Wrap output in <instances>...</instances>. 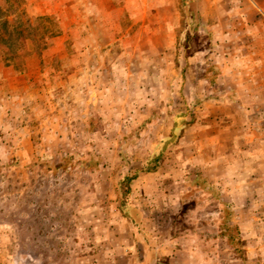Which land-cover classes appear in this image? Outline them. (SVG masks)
Returning <instances> with one entry per match:
<instances>
[{"label": "rangeland", "instance_id": "1", "mask_svg": "<svg viewBox=\"0 0 264 264\" xmlns=\"http://www.w3.org/2000/svg\"><path fill=\"white\" fill-rule=\"evenodd\" d=\"M0 7V264L103 261L97 243L113 231L137 233L127 264H169L166 245L185 235L217 251L204 264H250L221 234V203L196 174L207 176L173 150L225 98L210 28L223 8L206 22L189 0Z\"/></svg>", "mask_w": 264, "mask_h": 264}, {"label": "crops", "instance_id": "2", "mask_svg": "<svg viewBox=\"0 0 264 264\" xmlns=\"http://www.w3.org/2000/svg\"><path fill=\"white\" fill-rule=\"evenodd\" d=\"M222 1L197 3L206 22L213 11L223 8L210 28L217 50L212 56L221 60L218 86L226 91L225 98L206 102L220 114L209 111L190 122L179 139V149L173 150L176 158L221 186L224 200L234 203L239 219L255 221L252 231L241 234L248 245V263L264 264V0ZM113 232L112 241L98 240L107 253L103 261L98 258L92 264L128 263L126 251L137 249V233ZM200 240L189 235L172 238L166 245L169 264H197L199 257L204 264L210 255L218 259L217 251ZM112 246L122 253L109 254Z\"/></svg>", "mask_w": 264, "mask_h": 264}, {"label": "trees", "instance_id": "3", "mask_svg": "<svg viewBox=\"0 0 264 264\" xmlns=\"http://www.w3.org/2000/svg\"><path fill=\"white\" fill-rule=\"evenodd\" d=\"M190 1V8L192 7L191 12H195L197 15H199V11L197 9V3H195L196 0H189ZM2 14H5V11L0 7V18ZM8 23L3 24V28L8 31ZM1 36V35H0ZM0 41H4L3 35L1 36ZM217 66V65H214ZM145 123H148L146 120ZM157 169L156 166L149 167L148 171H155ZM196 177H201L199 179V182L201 183V189L203 192H211L212 194L215 193V199L219 200L222 207V227L225 231H222L221 234L227 238V241L229 245L233 246L235 249V252L242 258V260H245L247 258V249L245 247L246 243L245 240L242 238L240 225L237 221V214L235 207L232 203H229L227 201L222 200L221 193L217 187L216 184L209 181V179L203 175L196 174ZM138 178L137 174L134 175H128L120 182V189L122 194V199L125 201V198L127 197V194L130 192L131 186L133 181H135ZM123 205V203H122Z\"/></svg>", "mask_w": 264, "mask_h": 264}]
</instances>
